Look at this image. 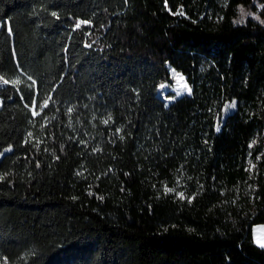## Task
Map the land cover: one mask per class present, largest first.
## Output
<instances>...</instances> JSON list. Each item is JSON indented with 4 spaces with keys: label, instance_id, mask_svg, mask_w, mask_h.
I'll return each mask as SVG.
<instances>
[{
    "label": "trees",
    "instance_id": "trees-1",
    "mask_svg": "<svg viewBox=\"0 0 264 264\" xmlns=\"http://www.w3.org/2000/svg\"><path fill=\"white\" fill-rule=\"evenodd\" d=\"M252 3L0 0V264H264Z\"/></svg>",
    "mask_w": 264,
    "mask_h": 264
},
{
    "label": "rangeland",
    "instance_id": "rangeland-1",
    "mask_svg": "<svg viewBox=\"0 0 264 264\" xmlns=\"http://www.w3.org/2000/svg\"><path fill=\"white\" fill-rule=\"evenodd\" d=\"M247 19H252L264 26V0H253L250 7H239L235 22L243 23ZM170 77V82L161 84L158 90L159 96L163 98L167 104L182 96L190 95L191 93L190 84L184 75L171 69ZM235 108L236 102L227 103L223 108V117L233 112ZM253 238L256 241V245L258 244V246L264 248V224L256 225L253 228Z\"/></svg>",
    "mask_w": 264,
    "mask_h": 264
},
{
    "label": "water",
    "instance_id": "water-1",
    "mask_svg": "<svg viewBox=\"0 0 264 264\" xmlns=\"http://www.w3.org/2000/svg\"><path fill=\"white\" fill-rule=\"evenodd\" d=\"M11 151H12V149H11V148H10V149H8V150H5V151H3V153H2V154H0V157H1V158H3V156H4V155H7V154L11 153Z\"/></svg>",
    "mask_w": 264,
    "mask_h": 264
},
{
    "label": "crops",
    "instance_id": "crops-1",
    "mask_svg": "<svg viewBox=\"0 0 264 264\" xmlns=\"http://www.w3.org/2000/svg\"><path fill=\"white\" fill-rule=\"evenodd\" d=\"M253 240H254V238H253ZM254 243H256V241L254 240ZM257 246H258V244H257ZM259 247H261V246H259Z\"/></svg>",
    "mask_w": 264,
    "mask_h": 264
}]
</instances>
